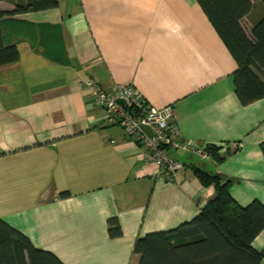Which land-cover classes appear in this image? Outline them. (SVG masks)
I'll return each mask as SVG.
<instances>
[{
    "label": "crops",
    "instance_id": "1",
    "mask_svg": "<svg viewBox=\"0 0 264 264\" xmlns=\"http://www.w3.org/2000/svg\"><path fill=\"white\" fill-rule=\"evenodd\" d=\"M3 32L19 59L0 65V218L35 247L63 264H138V236L191 220L214 196L196 168L227 177L239 205L264 203V98L240 103L236 62L196 0H57L6 16ZM81 78L172 105L178 138L223 158L176 150L183 167L156 176ZM252 247L264 249V229Z\"/></svg>",
    "mask_w": 264,
    "mask_h": 264
},
{
    "label": "trees",
    "instance_id": "2",
    "mask_svg": "<svg viewBox=\"0 0 264 264\" xmlns=\"http://www.w3.org/2000/svg\"><path fill=\"white\" fill-rule=\"evenodd\" d=\"M5 1L14 8L0 11V65L19 59L16 45L4 38L5 17L57 5V0ZM196 1L236 62L233 82L240 103L264 98V0ZM244 18L251 21L249 32L241 24ZM260 149L264 154V142ZM206 150L216 161L223 158L219 146L208 145ZM194 172L202 184L214 186V196L191 220L138 236L133 247L138 264H260L264 249L255 250L252 241L264 229V203L253 200L241 206L230 195L227 177L198 168ZM107 225L111 238L121 235L117 218H109ZM0 264L63 263L0 218Z\"/></svg>",
    "mask_w": 264,
    "mask_h": 264
},
{
    "label": "built area",
    "instance_id": "3",
    "mask_svg": "<svg viewBox=\"0 0 264 264\" xmlns=\"http://www.w3.org/2000/svg\"><path fill=\"white\" fill-rule=\"evenodd\" d=\"M78 85L90 92L94 106L105 111L106 123L118 126L141 149L145 161L154 165L156 176L169 181L183 167L172 156L176 150L211 157L206 149L178 138L172 105L152 106L131 82H115L105 88L91 78H81Z\"/></svg>",
    "mask_w": 264,
    "mask_h": 264
},
{
    "label": "rangeland",
    "instance_id": "4",
    "mask_svg": "<svg viewBox=\"0 0 264 264\" xmlns=\"http://www.w3.org/2000/svg\"><path fill=\"white\" fill-rule=\"evenodd\" d=\"M257 12H258V10H255L254 14H257ZM241 24H242L243 28L245 29V31L249 32V29L251 27L250 20L248 18H244V19H242Z\"/></svg>",
    "mask_w": 264,
    "mask_h": 264
},
{
    "label": "water",
    "instance_id": "5",
    "mask_svg": "<svg viewBox=\"0 0 264 264\" xmlns=\"http://www.w3.org/2000/svg\"><path fill=\"white\" fill-rule=\"evenodd\" d=\"M149 133H150V131H149V129L148 128H145ZM222 175V174H221Z\"/></svg>",
    "mask_w": 264,
    "mask_h": 264
}]
</instances>
